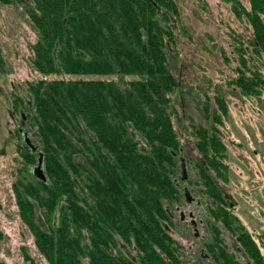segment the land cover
I'll return each mask as SVG.
<instances>
[{
    "label": "trees",
    "instance_id": "obj_1",
    "mask_svg": "<svg viewBox=\"0 0 264 264\" xmlns=\"http://www.w3.org/2000/svg\"><path fill=\"white\" fill-rule=\"evenodd\" d=\"M246 2H230L251 30L231 36L238 54L234 83L242 95L259 96L264 0ZM11 3L21 5L36 33L35 70L69 76L26 82V97L14 98L12 106V118L16 113L20 121L15 132L32 130L35 146L31 151L20 135L23 159L35 165L12 189L38 254L47 264H189L190 250L169 230V207L184 201V186L197 205L186 169L182 178L184 140L173 104L179 88L171 49L181 14L176 0H0ZM4 67L0 52V73ZM80 75L112 78H71ZM216 103L217 110L205 105L202 111L211 125L190 124L195 137L187 139L199 177L191 184L208 201L211 235L198 257L204 264H264V234L256 241L222 185L229 166L219 126L228 111L221 97ZM39 153L44 182L32 174ZM219 222L234 236V250ZM5 237L0 227V250ZM22 254L27 264H38L25 248Z\"/></svg>",
    "mask_w": 264,
    "mask_h": 264
},
{
    "label": "rangeland",
    "instance_id": "obj_2",
    "mask_svg": "<svg viewBox=\"0 0 264 264\" xmlns=\"http://www.w3.org/2000/svg\"><path fill=\"white\" fill-rule=\"evenodd\" d=\"M231 1L176 0L181 14L175 26V44L171 49L175 52L172 67L178 77L179 88L173 96V104L182 125V155L186 159L187 183L197 205L193 201L187 205L182 198L171 205L173 225L169 230L176 241L190 250L187 257L189 264H204L198 253L211 235L205 222L208 201L205 196H198L191 184L199 177L197 160L193 157L196 154L187 141L195 137L191 135L189 125L209 127L211 123H207L202 111L205 105L209 106L210 112L217 110V97L223 99L228 111L226 119L222 118L223 125L219 126L221 139L227 148L225 162L229 166L228 182L222 185L234 202L232 212L253 237L256 239L264 234V89L259 96H245L234 83L238 54L234 52L231 36H245L251 30L244 17L238 18L232 13ZM242 3L247 6L246 0ZM35 40L36 33L21 5L0 4V52L5 62V71L0 73V227L6 236L1 245L0 259L7 264H27L22 248L38 264H47L38 254L33 237L21 222L15 204L12 183L19 177L27 176L26 172L35 163H26L21 155L25 152L21 132L33 138L32 130H24L21 126L23 130L18 135L15 127L20 126L19 116L15 113L12 118L11 114L14 98L26 97V82L41 77L49 80L69 76H43L35 70L30 61L31 46ZM71 78L112 77L80 75ZM134 78L136 76L125 79ZM208 120H212L211 116ZM177 161L180 172L179 159ZM176 207L182 212V219ZM189 212L193 213L194 225L190 224ZM216 225L221 230L223 241L234 250V236L220 222Z\"/></svg>",
    "mask_w": 264,
    "mask_h": 264
},
{
    "label": "water",
    "instance_id": "obj_3",
    "mask_svg": "<svg viewBox=\"0 0 264 264\" xmlns=\"http://www.w3.org/2000/svg\"><path fill=\"white\" fill-rule=\"evenodd\" d=\"M21 132V130H19ZM21 135L23 136V140L25 142V144L31 149V151L35 150V146L30 142V140L27 138L26 133L25 132H21ZM38 164L35 168H33L32 170V174L40 181L44 182L45 181V176L42 172V154L39 153L38 154V158H37ZM182 178H185V169H184V165L182 164ZM183 189V190H182ZM182 193H183V197H184V202L186 204H189L193 201L192 197L189 194L188 188L187 186H184L182 188ZM180 219L183 218V214L182 212H180ZM189 216H192V213L189 212L188 213ZM194 223V222H193Z\"/></svg>",
    "mask_w": 264,
    "mask_h": 264
},
{
    "label": "flooded vegetation",
    "instance_id": "obj_4",
    "mask_svg": "<svg viewBox=\"0 0 264 264\" xmlns=\"http://www.w3.org/2000/svg\"><path fill=\"white\" fill-rule=\"evenodd\" d=\"M190 204V203H189ZM188 205V204H187ZM192 213V212H191ZM190 217V224H192V225H194V221L192 220V218H191V216H189Z\"/></svg>",
    "mask_w": 264,
    "mask_h": 264
}]
</instances>
